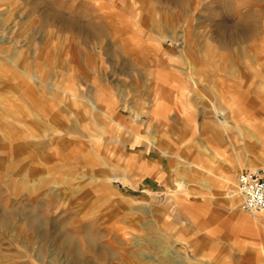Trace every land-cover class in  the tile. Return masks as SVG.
I'll list each match as a JSON object with an SVG mask.
<instances>
[{"label": "rangeland", "instance_id": "obj_1", "mask_svg": "<svg viewBox=\"0 0 264 264\" xmlns=\"http://www.w3.org/2000/svg\"><path fill=\"white\" fill-rule=\"evenodd\" d=\"M262 162L264 0H0V264H264Z\"/></svg>", "mask_w": 264, "mask_h": 264}, {"label": "built area", "instance_id": "obj_2", "mask_svg": "<svg viewBox=\"0 0 264 264\" xmlns=\"http://www.w3.org/2000/svg\"><path fill=\"white\" fill-rule=\"evenodd\" d=\"M231 195L240 199L244 211L264 213V166L240 170Z\"/></svg>", "mask_w": 264, "mask_h": 264}, {"label": "crops", "instance_id": "obj_3", "mask_svg": "<svg viewBox=\"0 0 264 264\" xmlns=\"http://www.w3.org/2000/svg\"><path fill=\"white\" fill-rule=\"evenodd\" d=\"M161 37H162V34H161ZM186 41H187L186 38L183 36L182 37V42L186 44ZM207 129H208V134L212 138H214V137L216 138V136H220L219 133L216 130H214V129L211 128L210 125L209 126L207 125ZM97 155H99V154H97ZM260 166H264V162H262V164H255V167H260ZM230 178H231V172H229L228 174H226V176H225V183H229L230 182ZM120 180L125 183V182H127L128 179L125 178V177H122ZM179 182H183L186 185L184 191L189 188V183H188V181H186L185 178L181 177L180 180H179ZM178 190L180 191V189H178ZM235 199H236V197H234L232 195L229 196V201L231 203H234ZM259 234H261L262 236H264V228L263 229H259ZM201 242L202 241L200 239H196L195 240V244H197V243L200 244ZM200 246H201V244H200ZM222 262L221 261H218V263H222ZM232 262H233V264H245V263H247V260L246 259H240L238 261V259H233Z\"/></svg>", "mask_w": 264, "mask_h": 264}, {"label": "bare ground", "instance_id": "obj_4", "mask_svg": "<svg viewBox=\"0 0 264 264\" xmlns=\"http://www.w3.org/2000/svg\"><path fill=\"white\" fill-rule=\"evenodd\" d=\"M215 138V137H214ZM260 167H262V166H260ZM184 181V180H183ZM180 183H182V184H178V187H179V189H183L184 188V185H183V182H180Z\"/></svg>", "mask_w": 264, "mask_h": 264}]
</instances>
